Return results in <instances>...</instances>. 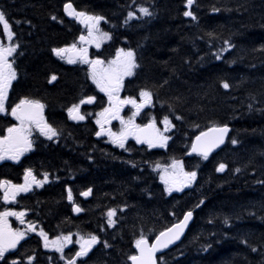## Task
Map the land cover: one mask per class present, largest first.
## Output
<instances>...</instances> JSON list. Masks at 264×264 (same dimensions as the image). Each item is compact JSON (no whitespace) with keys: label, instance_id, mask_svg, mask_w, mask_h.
<instances>
[{"label":"trees","instance_id":"trees-1","mask_svg":"<svg viewBox=\"0 0 264 264\" xmlns=\"http://www.w3.org/2000/svg\"><path fill=\"white\" fill-rule=\"evenodd\" d=\"M66 3L104 17L110 39L96 47L95 58L108 60L120 48L135 52L138 67L125 90L150 92L155 119L172 121L164 147L123 149L96 138L93 120H69L72 104L107 97L87 64H69L53 51L75 44L84 31L67 17ZM141 6L152 14L128 19ZM0 11L17 43L18 80L10 102L40 101L58 131L51 140L38 136L21 160L0 164V179L19 183L27 169L50 179L18 198L16 207L27 212L35 232L6 256L7 264H29V257L31 264H67L75 256L66 244L63 253L45 248L41 230L49 240L96 235L93 250L76 264H130L142 234L155 236L187 211L194 213L188 233L160 264H264V0H194L191 6L187 0H0ZM10 124L8 115H0V136ZM226 124L232 131L223 148L207 160L187 154L199 132ZM174 160L197 175L182 191L169 193L153 167ZM88 189L91 195L82 197Z\"/></svg>","mask_w":264,"mask_h":264},{"label":"snow or ice","instance_id":"snow-or-ice-1","mask_svg":"<svg viewBox=\"0 0 264 264\" xmlns=\"http://www.w3.org/2000/svg\"><path fill=\"white\" fill-rule=\"evenodd\" d=\"M194 0H187V5L191 6ZM64 10L69 16H74L82 24H85L88 28L87 36H80L81 43L92 44L95 43L96 47H100V41L102 38H110L108 33H103L99 29V24L104 20L103 16L99 15H88L86 12L77 11L73 8L71 3L64 5ZM145 16H150L152 13L148 8L141 6L139 8ZM135 13L129 11L128 19H132ZM184 16L196 19L195 15L191 11H185ZM56 19V17H53ZM0 24L3 25L4 33L7 35L9 41L12 40L14 33L12 32L10 25L5 17V13L0 11ZM225 43H228L225 41ZM16 45L9 44L5 46L0 43V113H7L8 108L6 107V101L8 100L9 89L12 87V82L16 79V71L13 68V63L9 61V57L16 52ZM226 50V49H225ZM57 56L61 58L67 52H72L79 56L80 60L90 66V75L93 82L97 85L100 91L105 92L109 99V107L103 109L98 114L96 123L100 126V131L96 133L97 136L108 135L112 138V142L117 144L119 147L124 148L125 140L130 135H134L138 143H146L149 148L160 146L164 147L169 139L167 136L158 129L155 122H151L146 125H139L134 122V117L145 107L146 104L151 103V93L148 91H141L140 96L142 98L141 103L131 97L126 100H121L119 92L123 87V80L125 77L134 75V70L138 67L136 62L135 53L132 50L125 51L120 49L117 51L115 59L108 61L105 67V62L100 59L89 60L87 55V48L78 49L75 44L71 45L70 48H57L53 49ZM219 59V56H217ZM76 60L73 57H68V63H75ZM56 79L55 76L52 77ZM225 89L229 88L230 85L225 82L223 83ZM95 100V97L89 96L86 100L82 99L80 104L88 103L91 104ZM80 104H74L68 109L69 116L74 120H84L85 116L80 113ZM124 104H131L136 109L133 112L132 117H129L127 121L120 116L121 108ZM44 105L38 101L29 99L27 97L20 99L19 103L11 107V115L19 121L18 124L7 128V135L0 136V161L10 159L19 161L20 157L32 148V140L30 136L32 134L33 126L39 130L40 134L47 137L49 140L53 139L58 135L56 128L48 124L43 117ZM179 119V117H178ZM111 120H120L122 128L120 132H113L111 129H106L105 124L110 123ZM163 123L165 124V131L168 130L170 121L167 117L164 118ZM229 128L227 125L218 126L214 125L207 131L201 132L196 137V141L192 145V152L201 155L203 159L207 160L212 150L224 143L225 136L228 134ZM237 141L232 140L235 144ZM159 167V165H157ZM172 172L169 173L167 169L165 174L161 176V180L166 185V191L171 193L172 191H182L184 187L189 186L196 179V172H186L182 162L174 160L172 165ZM226 165L221 163L217 168V171H224ZM239 171V169H237ZM25 184L16 185L11 181L3 180L0 181V188L4 190L3 199L7 202L15 200L16 196L20 192H27L31 188L32 184L42 186L44 182L48 180V175H44V180H38L31 169H27L25 172ZM91 189L87 192L81 193V195L87 196L91 193ZM68 199L72 200L71 189L68 191ZM80 211L79 208L75 209ZM116 214L115 209H111L107 213L108 224L113 225L115 221L113 217ZM25 213L16 212L12 210H5L0 212V261H5L7 264L6 253L11 254V250L17 249V246L22 240L25 239L26 235L30 231H35V227L32 224L28 225V228L24 231L13 228L8 221V217L14 216L20 223L23 224ZM192 217V212L188 211L185 213L182 221L173 224L171 227L161 231L159 235L155 237V241L149 243L148 239L143 235L135 241V247L138 250V255L129 256V260L132 264H157L156 253L161 249L167 248L170 244L179 240L187 227L189 220ZM227 223V219L225 220ZM40 235L44 238V247H52L57 252L63 253L65 243H71V237H56L55 240L49 241L47 234L40 231ZM98 242L96 235L88 234L87 237L82 236L78 243L80 249L75 253V256L69 258L67 264H76V258L83 257L88 254L91 248ZM255 251V249H253ZM63 258V256L61 257ZM34 257H29V264ZM11 264H21L20 261L12 260Z\"/></svg>","mask_w":264,"mask_h":264},{"label":"rangeland","instance_id":"rangeland-1","mask_svg":"<svg viewBox=\"0 0 264 264\" xmlns=\"http://www.w3.org/2000/svg\"><path fill=\"white\" fill-rule=\"evenodd\" d=\"M137 14H141V15H143L141 12H139V9L135 12V15H137ZM10 28H11V26H10ZM99 29H100V31L102 32V30L101 29H103L102 28V25H101V23L99 24ZM12 30V29H11ZM13 32V31H12ZM85 32H88V28L86 27L85 28ZM2 34H4V37H1L0 36V43H3L5 46H8L9 44H12V45H14V42H13V38H12V40L11 41H9L8 40V38H7V35L4 33V30H3V33ZM88 35V33H84V35L83 36H87ZM108 38H102L101 39V41L100 42H103V41H105V40H107ZM91 45H95V43H92V44H87L86 43V45L85 46H87V47H90ZM81 48H83V46H80L78 49H81ZM125 51H127V50H125ZM72 53V52H71ZM72 57V56H71ZM74 59H76V60H78V58L77 57H75ZM9 61L10 62H12L11 61V57H9ZM99 117H97V119H98ZM165 124L163 125V128L160 130L162 133H163V135H165V136H167L166 135V132H168L171 128H172V125H171V123H170V125L168 126V130L167 131H165L164 129H165ZM33 133H34V130L32 131V134H31V136H30V139L32 138V135H33ZM7 135V134H6ZM21 158V157H20ZM171 165L172 164H169V165H165V166H163V167H160L159 169H158V172H159V175H160V178H161V176L162 175H164L165 174V170L167 169V171L169 172V173H171L173 170H172V168H171ZM164 182V181H163ZM32 186H35V184H32ZM188 187V186H187ZM185 188V187H184ZM183 188V189H184ZM17 212V211H16ZM15 220V219H17L16 217H14V216H10V217H8V221H9V223L10 224H12V220ZM18 220V219H17ZM16 228V227H15ZM82 236H77L76 238H75V240H74V238H72L71 237V241L72 242H74L75 241V243L78 245V248L80 249V244L78 243V241H80V238H81ZM84 237H86V236H84Z\"/></svg>","mask_w":264,"mask_h":264},{"label":"water","instance_id":"water-1","mask_svg":"<svg viewBox=\"0 0 264 264\" xmlns=\"http://www.w3.org/2000/svg\"><path fill=\"white\" fill-rule=\"evenodd\" d=\"M71 17V16H70ZM228 128H229V132H228V134L225 136V139H224V143L223 144H220L218 147H216V148H214L213 150H212V152L209 154V156L211 155V154H213L217 149H219V148H221L222 146H224L225 144H226V142H227V139H228V137H229V133H230V130H231V128L228 126ZM208 130V129H207ZM207 130H205V131H207ZM204 132V131H203ZM200 135V133L197 135V136H199ZM196 136V137H197ZM196 141V138L194 139V141H193V143ZM193 143H192V145H193ZM191 153H194V152H192V149H191V151H190V154ZM195 154H197V153H195ZM184 218V217H183ZM183 220V219H182ZM181 220V221H182ZM192 220H193V214H192V217H191V219L189 220V222H188V225H187V227L184 229V232H183V234L181 235V237H180V239L179 240H177V241H175L173 244H170L167 248H164V249H161L160 251H158L157 253H156V260H157V264H159L158 263V257L160 256V255H162L163 253H165L166 251H168L169 249H171V248H173L174 246H176L177 244H179L183 239H184V237H185V235L187 234V232H188V230H189V227H190V225H191V223H192ZM154 242V241H153ZM150 243V242H149ZM138 251V250H137Z\"/></svg>","mask_w":264,"mask_h":264},{"label":"flooded vegetation","instance_id":"flooded-vegetation-1","mask_svg":"<svg viewBox=\"0 0 264 264\" xmlns=\"http://www.w3.org/2000/svg\"><path fill=\"white\" fill-rule=\"evenodd\" d=\"M126 81L125 80H123V83H125ZM123 95L126 97V98H129V97H131V98H133V99H139V98H141V96H140V93H138V94H135V95H132V94H127V92H125V90H124V93H123ZM135 99V100H136ZM95 101H97L98 102V98H96V100ZM107 104H108V101L104 104V106L103 107H106L107 106ZM125 106H126V111H125V114L130 110V108H129V105L130 104H124ZM147 105V104H146ZM145 105V106H146ZM86 107V105H82V106H80V113L81 114H84V115H88L89 113H92V112H88V110L86 111L85 108ZM94 113V112H93ZM120 116H121V111H120ZM109 124H107V126H108Z\"/></svg>","mask_w":264,"mask_h":264}]
</instances>
